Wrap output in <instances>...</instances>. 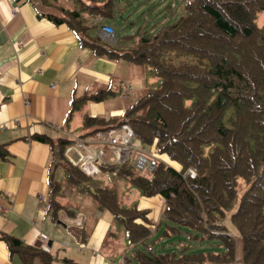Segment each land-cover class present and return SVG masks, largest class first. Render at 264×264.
Masks as SVG:
<instances>
[{
  "label": "trees",
  "instance_id": "obj_1",
  "mask_svg": "<svg viewBox=\"0 0 264 264\" xmlns=\"http://www.w3.org/2000/svg\"><path fill=\"white\" fill-rule=\"evenodd\" d=\"M182 12L153 33L124 36L109 43L90 33L89 19L114 17V0H32L40 15L65 23L81 47L94 56L148 65L159 78L131 99L119 116H91L83 108L115 95L111 85L72 97L65 118L81 112L78 136L127 125L146 149L165 155L150 174L131 171L126 162L103 167L100 176L119 179L102 187L69 162L65 149L74 139L35 138L49 145L53 167L48 205L56 213L62 187L53 170L63 171L65 187L82 190L94 209H107L131 249L125 264H264V0H179ZM130 43V44H127ZM194 168L189 177L187 169ZM114 173V175L112 174ZM136 189L158 197L161 218H150L123 196ZM211 244L168 250L159 237ZM8 253L22 264H78L43 247L0 235ZM119 234L108 229L102 241L107 256L119 250ZM187 243V242H185Z\"/></svg>",
  "mask_w": 264,
  "mask_h": 264
},
{
  "label": "crops",
  "instance_id": "obj_2",
  "mask_svg": "<svg viewBox=\"0 0 264 264\" xmlns=\"http://www.w3.org/2000/svg\"><path fill=\"white\" fill-rule=\"evenodd\" d=\"M114 3L113 20L122 19L120 10L125 1ZM101 20L116 27L111 19ZM88 23L95 24L94 18ZM90 33L98 35V24ZM117 42L126 43L121 39ZM127 72L143 74L137 66L94 56L79 45L65 23L55 24L40 15L32 0H0V235L29 246L46 245L50 254L78 264H125L122 255L114 261L115 254L102 252V241L112 226L111 214L93 207L86 211L82 205L77 208L63 190L59 199L66 208L54 213L49 207L47 182L53 159L49 145L35 136L69 138L71 127H81L83 112L91 116L121 115L145 87L140 78L124 79L117 97L87 102L82 113H72L65 123L72 93L93 92L106 87L112 75L124 77ZM126 81L133 88L124 99L121 93ZM65 156L75 164L80 152L72 143ZM160 156L175 167L165 155ZM53 174L60 183L61 167L57 166ZM39 194L44 195V201ZM83 198L89 203L86 194ZM147 200L139 207L151 213V208L158 206L160 211L162 201L158 197ZM0 264H22L16 254L8 253L1 238Z\"/></svg>",
  "mask_w": 264,
  "mask_h": 264
},
{
  "label": "rangeland",
  "instance_id": "obj_3",
  "mask_svg": "<svg viewBox=\"0 0 264 264\" xmlns=\"http://www.w3.org/2000/svg\"><path fill=\"white\" fill-rule=\"evenodd\" d=\"M125 4L122 7L123 11V18L113 20V24L116 26L114 29L116 30V38L115 41H119V39L125 41V39H122L120 35L123 36H135L136 34H149L155 32V30L163 24H168L173 22L182 12V4L179 2V0H124ZM127 42V41H125ZM130 44V43H127ZM116 61H122L123 60H116ZM126 64H129L125 62ZM131 65V64H129ZM138 71H140V68L138 67ZM131 78H140L145 84V88H154L159 84V78H157L150 67L148 65H145L143 67V74L140 72L137 75L130 74V72H127L124 77L119 76H111L110 83L108 85H111V88L115 91V97H117L119 94L118 92L121 89L122 81L124 79H131ZM113 96V95H112ZM76 120V119H75ZM72 130V137L70 136V139L74 138V135L80 134L83 132L84 129H82L80 126H74L70 128ZM66 150V149H65ZM159 155V158L166 161L162 156ZM131 157H129L126 161L127 165L130 166L131 171H134V167L131 163ZM100 187L111 184V183H119V179L111 178V177H103V176H95L90 177L86 183H94ZM64 180L62 179L60 181V185L63 188L65 197H68L71 202L74 203V205L78 208V206H83L86 208V211L92 209V205L86 202L85 198V192L82 190L74 191L68 186L65 187ZM123 196H126L128 200L135 202L136 204L144 203L148 201L147 199L153 200V198H146L141 196L138 190L136 189H125L122 190ZM63 201V200H62ZM102 212L109 213L110 212L107 209H101ZM108 215V214H107ZM150 218H152L155 221H158L161 218L159 207L155 206L151 208V213L149 214ZM111 230L115 232V234H119V244L120 248L119 250H115L116 254L113 256L114 261H118L122 254H128L131 246L129 242L126 240L122 228L116 224L113 223L111 226ZM187 242V243H185ZM156 244L158 246H163L164 249L168 250H179L184 245L189 244L192 248H203L208 247L211 244H204L200 242H193V241H186L185 235L181 234L179 237H159L156 240Z\"/></svg>",
  "mask_w": 264,
  "mask_h": 264
},
{
  "label": "built area",
  "instance_id": "obj_4",
  "mask_svg": "<svg viewBox=\"0 0 264 264\" xmlns=\"http://www.w3.org/2000/svg\"><path fill=\"white\" fill-rule=\"evenodd\" d=\"M94 22L98 24V35L105 41L113 43L116 38L114 27L109 23L102 22L98 16L94 17ZM132 88V83L124 82L121 96L127 99ZM73 146L80 152V157L75 164L90 177L100 175L105 166L126 162L129 157H131L134 169L147 175L161 161L159 155L152 148L146 149L135 140L134 133L127 125L107 131H98L90 137L75 138ZM112 174L114 175L113 172ZM186 174L189 177H194L195 169H187ZM39 199L44 201V195L39 194ZM44 249L47 250L46 245Z\"/></svg>",
  "mask_w": 264,
  "mask_h": 264
},
{
  "label": "bare ground",
  "instance_id": "obj_5",
  "mask_svg": "<svg viewBox=\"0 0 264 264\" xmlns=\"http://www.w3.org/2000/svg\"><path fill=\"white\" fill-rule=\"evenodd\" d=\"M62 127V126H61Z\"/></svg>",
  "mask_w": 264,
  "mask_h": 264
}]
</instances>
